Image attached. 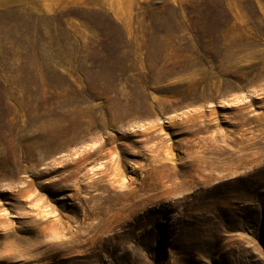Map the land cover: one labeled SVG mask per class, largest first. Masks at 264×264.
Listing matches in <instances>:
<instances>
[{"label":"rangeland","instance_id":"374dc122","mask_svg":"<svg viewBox=\"0 0 264 264\" xmlns=\"http://www.w3.org/2000/svg\"><path fill=\"white\" fill-rule=\"evenodd\" d=\"M264 0H0V264H264Z\"/></svg>","mask_w":264,"mask_h":264},{"label":"trees","instance_id":"16d2710c","mask_svg":"<svg viewBox=\"0 0 264 264\" xmlns=\"http://www.w3.org/2000/svg\"><path fill=\"white\" fill-rule=\"evenodd\" d=\"M255 178H257V180L249 182L250 188L244 190L248 197H255L256 195H261L259 192L261 184H259V182L264 180V175L263 173H258L255 175Z\"/></svg>","mask_w":264,"mask_h":264}]
</instances>
